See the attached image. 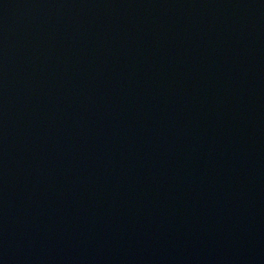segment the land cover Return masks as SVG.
I'll return each instance as SVG.
<instances>
[{"label":"water","instance_id":"95a60500","mask_svg":"<svg viewBox=\"0 0 264 264\" xmlns=\"http://www.w3.org/2000/svg\"><path fill=\"white\" fill-rule=\"evenodd\" d=\"M0 264H264V0H0Z\"/></svg>","mask_w":264,"mask_h":264}]
</instances>
